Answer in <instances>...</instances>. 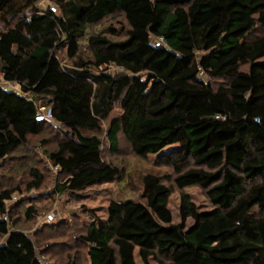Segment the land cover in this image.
Masks as SVG:
<instances>
[{
    "label": "trees",
    "instance_id": "1",
    "mask_svg": "<svg viewBox=\"0 0 264 264\" xmlns=\"http://www.w3.org/2000/svg\"><path fill=\"white\" fill-rule=\"evenodd\" d=\"M53 2L0 0V81L21 88L0 84V161L56 123L67 130L48 152L63 176L56 193L115 181L122 169L84 129L101 131L119 106L106 133L111 150L122 132L137 156L171 162L179 189L203 188L213 208L201 210L183 192L174 222L171 189L146 174V203L111 201L108 219L80 237L90 264H264V35L254 34L264 28V0ZM115 12L128 23L123 39L87 36L88 25ZM83 39L91 56L79 49ZM202 73L226 82L214 86ZM42 108L51 121L36 120ZM187 156L198 167L177 165ZM31 173L30 189L44 179ZM16 193L0 190V264H53L4 219ZM25 215H37L34 205Z\"/></svg>",
    "mask_w": 264,
    "mask_h": 264
},
{
    "label": "rangeland",
    "instance_id": "2",
    "mask_svg": "<svg viewBox=\"0 0 264 264\" xmlns=\"http://www.w3.org/2000/svg\"><path fill=\"white\" fill-rule=\"evenodd\" d=\"M39 5L42 8H56L53 0H40ZM126 28L128 23L125 16L121 12H115L95 25H88L87 36L99 35L119 40L125 37ZM254 34L264 35V28H258ZM155 41L153 39V42ZM79 49L85 56H91L87 39L80 41ZM59 56L63 61L66 59V48L60 51ZM201 75L214 86L224 85L226 82L224 78L212 79L203 73ZM2 85L17 92L21 91L20 86L16 84L2 81ZM120 111L117 106L109 119L103 123L101 131L84 129L85 134H97L102 139L103 159L122 169V176L115 181L89 186L74 195L56 193L55 187L62 181L63 176L48 157V152L54 151L57 143L64 139L67 133V130L56 123H47L42 133L29 135L26 145L17 148L5 160L0 161V190L20 188V193H16L8 204L11 229L23 231L32 239L39 254L43 253L44 258L53 264H90L88 245L82 242L80 237L95 219H108V206L111 201L146 203L143 180L146 174L159 176L171 189L168 206L174 222L181 220L180 204L183 192L189 194L201 210L213 208L203 188L189 186L179 189L175 182L178 173L171 162L164 163L159 160V156L154 155L147 158L137 156L122 132L118 134V150H111L106 133L112 120L120 115ZM174 147L176 145L165 149V154L174 152ZM175 156L172 154V158ZM182 164H185L183 171L198 167L190 156L177 165ZM32 169H37L44 179L40 186L30 189L29 184L33 181ZM29 205H34L37 209V215L31 219L25 215V209ZM187 223L191 225L193 220L189 219ZM6 239L7 236H0V242H5ZM137 260L140 262L138 257Z\"/></svg>",
    "mask_w": 264,
    "mask_h": 264
},
{
    "label": "built area",
    "instance_id": "3",
    "mask_svg": "<svg viewBox=\"0 0 264 264\" xmlns=\"http://www.w3.org/2000/svg\"><path fill=\"white\" fill-rule=\"evenodd\" d=\"M158 42L159 43H165V40L160 37L158 39ZM0 84H2V81H0ZM52 110L50 108H42V111H40L37 116H36V120L39 121V122H45V121H51L52 120ZM58 170V168H56ZM5 220L8 219V216H5L4 217Z\"/></svg>",
    "mask_w": 264,
    "mask_h": 264
}]
</instances>
